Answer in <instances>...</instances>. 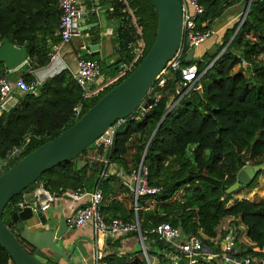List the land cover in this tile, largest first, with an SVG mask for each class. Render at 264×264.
Instances as JSON below:
<instances>
[{
  "label": "trees",
  "instance_id": "trees-1",
  "mask_svg": "<svg viewBox=\"0 0 264 264\" xmlns=\"http://www.w3.org/2000/svg\"><path fill=\"white\" fill-rule=\"evenodd\" d=\"M246 1L199 0L203 11L196 16L197 24L200 28L211 27L227 7L238 2L244 5ZM101 3L108 16L117 21L112 37L117 55L111 61L102 59L99 53L81 56L97 59L103 76H108L117 72L122 61L132 58L131 44L138 37L145 41L144 53L148 50L155 37L157 13L152 0ZM59 13L58 0H0V43L12 37L15 44L27 48V66H21L18 75L28 82L35 78L36 68L49 62L52 46L60 41L56 33ZM133 16L141 27L140 34ZM203 21L205 24L201 25ZM223 28L208 49L216 45L220 50L227 45L206 69L214 55L208 49L207 58L187 59L186 52L181 56L180 66L196 63L198 72L205 69L199 78L200 91L190 89L170 107L169 103L178 96L181 70L165 75L163 84L156 79L149 92L154 102L143 114L135 112L134 117L124 118L109 147H96L92 142L76 158L43 171L5 204V224L16 233L19 223L12 216L16 202L39 183L59 199L66 188L92 190L98 186L102 190L101 211L105 219L132 220L133 193L117 172L129 173L142 160L148 169L147 184L158 187L138 197L139 227L149 261L140 242L120 253V237L108 236L107 241L114 239L113 250L102 257L107 264H169L170 246L150 231L153 226L168 221L180 226L184 234L198 233L203 242L213 244L210 238L217 235L219 224L226 217L238 224L236 254L264 256V202L242 197L227 204L235 189L226 192L246 161L264 163V3L251 0L242 22L235 21ZM243 59L248 62L246 68L239 64ZM4 73L13 76L0 61V76ZM114 84H108L94 97L83 98L71 70L64 67L44 78L35 93L15 92L17 102L0 114V158L4 160L13 147L22 146V152L8 161L9 166L73 123ZM79 101L81 113L74 117L73 107ZM90 150L102 154L106 163L99 158L89 159ZM83 155L86 158L81 161ZM110 164L117 169L108 171ZM103 171L106 173L102 174ZM260 173L236 189L254 187ZM40 218L47 220L43 214ZM127 234L137 239L135 231ZM21 242L34 253V246L23 239ZM9 258L0 245V264H8ZM41 258L46 264H64L54 253ZM208 264H215L214 260Z\"/></svg>",
  "mask_w": 264,
  "mask_h": 264
},
{
  "label": "built area",
  "instance_id": "built-area-1",
  "mask_svg": "<svg viewBox=\"0 0 264 264\" xmlns=\"http://www.w3.org/2000/svg\"><path fill=\"white\" fill-rule=\"evenodd\" d=\"M181 3L182 40L174 56L167 61L165 67L160 71L157 77L158 83L163 84L165 75L178 68L181 70V85L176 87L178 96L175 101L170 104V107L190 89L201 90V83L199 81L201 74L219 57L227 45L223 46L220 50H217V47L215 48L213 58L201 72H198L196 63L180 66V59L184 52L187 53L190 47L199 46L213 34L218 32V28L215 29L213 26L208 28H200L198 26L196 16L203 11V5L199 3V0H181ZM58 6L60 13L56 33L59 35L60 41L55 43L52 46V50L49 52V62L43 65L47 68L51 67L52 62L55 61L59 45L62 42L81 35L82 30L80 28V22L82 21L83 15L87 12L95 13L97 11V2L82 6L79 4L78 0H58ZM242 18L241 15L239 22H241ZM133 20L135 22L134 16ZM204 24V21L201 22V25ZM137 30L140 34L141 27L138 24ZM131 46L133 50L132 58L128 61H122L119 64L117 72L113 75L103 76L100 64L95 58L83 56L78 58L77 68L74 71L71 70V72L81 88V95L83 98H90L98 95L108 84L116 83L120 77L129 73L136 66V61L144 55L145 41L142 37H138ZM239 64L241 67L246 68L248 62L243 59ZM56 67L57 68L49 72L47 76L53 75L62 68L67 67V65L66 63H61L60 66ZM33 72L35 78L30 82L25 80L21 75L11 78L7 73H4L0 76V114L17 102L15 92L29 91L35 93L37 86L47 77L41 74L39 69H35ZM147 108L148 106L144 107L140 104L130 115L134 117L133 114L135 112L143 114ZM81 109L82 102L79 101L73 107V116L78 117L81 113ZM123 119H117L114 123L109 125L93 141L95 146H102L103 148L109 147L113 142L115 131ZM22 150V146H15L7 153L6 158L4 160L2 159V163H0V173L8 165V161L18 156ZM93 158L96 157L92 156L91 159ZM101 160L105 163L107 161L104 156L101 157ZM248 164L250 163L246 161L245 165ZM147 172L148 169L143 165L142 160L137 167L132 169L129 173H124L121 170L117 172L120 175L121 182L133 193L132 208L134 210V219L132 220L119 217L105 219L101 211L102 190L98 186L92 190L66 188L63 194H68L70 199L75 201V204L71 205V210L67 214L68 227L77 228L88 222L97 234L111 237H117L135 231L139 242H141L143 237L138 221V210L141 205L138 203V197L143 193L154 192L158 189L156 186H149L147 184ZM105 173V171L102 172V174ZM27 193H31V197H25ZM59 198L60 196L55 192L39 183L30 191L24 192L22 198L16 202V205L17 208L30 206L32 211L38 214L52 207ZM218 230V234L210 238L213 244H208L203 242L202 237L198 233L184 234L180 226L173 225L168 221L160 222L150 229L152 233H155L160 239L169 244L170 252L167 254L169 264H208V261L211 260H214V262L220 260L227 264H264V256L250 257L236 254V242L239 237L238 224L232 217H227L224 222L220 223ZM141 245L143 254L149 261L144 245L142 243ZM102 257L100 253H96L94 264H107L106 260ZM8 264H13L10 258Z\"/></svg>",
  "mask_w": 264,
  "mask_h": 264
},
{
  "label": "water",
  "instance_id": "water-1",
  "mask_svg": "<svg viewBox=\"0 0 264 264\" xmlns=\"http://www.w3.org/2000/svg\"><path fill=\"white\" fill-rule=\"evenodd\" d=\"M152 1L157 13L155 37L136 66L107 89L73 123L34 147L0 173V245L7 250L13 264H46L41 258L48 255L45 249L57 253L65 264H75L72 255L76 249V239L70 238L67 215L56 216L40 227L31 228L28 220L35 212L30 206L16 208L12 214L13 220L19 223L15 233L5 224L2 211L13 195L34 182L43 171L61 161L76 158L117 119L126 118L140 104L147 107L154 102V97L149 95L151 86L167 61L176 53L183 30L181 0ZM250 2L251 0H247L243 6V18ZM260 3H264V0H260ZM82 41V55L98 52V42L89 43L85 35H82ZM216 47L214 45L209 54H213ZM194 49L195 47L189 48L187 59H192ZM27 59V48L15 44L12 37L0 43V61L3 62L5 69L26 67ZM262 171L264 163L244 165L237 172L236 181L226 189V192L236 189L241 184H248L256 173ZM25 197H31V193H27ZM62 197L70 198L68 194H63ZM21 239L34 246V253L22 244ZM141 243L144 245L143 240Z\"/></svg>",
  "mask_w": 264,
  "mask_h": 264
},
{
  "label": "crops",
  "instance_id": "crops-1",
  "mask_svg": "<svg viewBox=\"0 0 264 264\" xmlns=\"http://www.w3.org/2000/svg\"><path fill=\"white\" fill-rule=\"evenodd\" d=\"M79 4L82 6L89 5L90 3L97 2V11L87 12L82 17V21L80 22V28L84 27L81 32V35L72 37L70 40L62 42L59 45L58 53L56 54L55 61L52 62L51 67L47 68L44 66L36 68L40 70V73L44 76H47L49 72H52L57 68L56 66H60L61 63H66L67 67L74 71L77 68V60L81 57V48L83 47L82 35H85L89 41V43H99L98 52L102 59L107 61H111L117 55V52L114 47V43L112 41L113 37V28L116 25V19L113 17H109L108 14L105 12L104 4L101 3V0H78ZM223 29V26H221ZM219 31V29H218ZM205 46H211L212 39L208 38L206 41ZM214 45H212L213 47ZM211 47V48H212ZM28 61V59H27ZM21 66L9 70L12 71L11 78L16 77L19 74V68ZM7 70V69H6ZM102 154H98V158L101 159ZM117 168L113 165H109V170H116ZM247 188V187H245ZM256 187L248 188V190L252 193L255 192ZM264 191H261L260 198H252L249 199L253 200H260L264 202L263 199ZM239 198V197H237ZM247 198V197H246ZM70 199V198H69ZM65 198L58 199L56 203L48 208L45 211H42L38 214H34L29 220L28 223L31 228L40 227L43 224L48 223L50 220H53L56 216L67 215L71 210V205L75 204V201L69 200ZM236 199L234 196H231L227 204L233 202ZM263 199V200H261ZM40 214H43L46 217V221H42L40 218ZM70 232V238L76 239V249L72 255V260L75 264H94V257L96 253H100L102 256L110 251L113 250V239L111 238L110 241H107L106 238L108 237L103 234H97L94 232L90 223H86L81 227L73 228L68 227ZM120 237V246H118V251L120 253L125 252L126 250L133 249L137 243H139V239L134 237L133 235L123 234L119 235ZM108 242V243H107ZM48 254L53 252L47 251ZM59 260L65 264V261L57 255ZM216 261L214 262L217 264Z\"/></svg>",
  "mask_w": 264,
  "mask_h": 264
},
{
  "label": "rangeland",
  "instance_id": "rangeland-1",
  "mask_svg": "<svg viewBox=\"0 0 264 264\" xmlns=\"http://www.w3.org/2000/svg\"><path fill=\"white\" fill-rule=\"evenodd\" d=\"M243 6L240 2L238 3H235L234 5L232 6H229L227 7L223 13L217 18L214 20V23H213V28H218L220 29L221 26L225 27V26H228V25H231L232 23H234L235 21H240L241 19V15H242V10H243ZM224 29V28H223ZM212 41L218 39V35L217 34H213L211 37ZM209 38V39H210ZM206 45V42H203L201 43L199 46H195V49H194V57L197 58V59H202V58H207V55L205 53V51L208 49ZM211 48L208 49V51L210 50ZM171 103H169L170 105ZM87 155L89 156V159L90 157L92 156H95L96 158L98 157V154L97 153H93L92 150H90ZM86 158V155L82 156L81 157V161L84 160L83 158ZM95 159V158H93ZM255 192L252 193V191L250 192L248 190V188H238V189H235L232 193H231V196H234V198L236 197H239V198H242V197H247V198H260V193L261 191H264V171H262L258 176H257V179H256V183H255ZM263 199H264V196H263ZM261 199V200H263ZM66 200V199H65ZM70 200V199H69ZM129 201V200H128ZM227 218V217H226ZM225 219L222 220V222H224ZM221 222V223H222ZM218 234V232H217ZM54 253V252H53ZM56 255H58L57 253H54ZM219 262H217V264H227L225 262H221L220 260H217Z\"/></svg>",
  "mask_w": 264,
  "mask_h": 264
},
{
  "label": "flooded vegetation",
  "instance_id": "flooded-vegetation-1",
  "mask_svg": "<svg viewBox=\"0 0 264 264\" xmlns=\"http://www.w3.org/2000/svg\"><path fill=\"white\" fill-rule=\"evenodd\" d=\"M45 251H48L47 249H45Z\"/></svg>",
  "mask_w": 264,
  "mask_h": 264
}]
</instances>
